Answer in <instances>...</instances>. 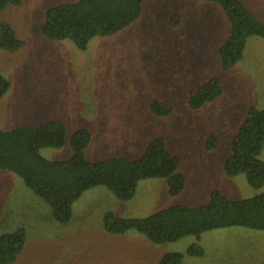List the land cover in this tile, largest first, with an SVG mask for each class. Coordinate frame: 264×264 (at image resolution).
Returning a JSON list of instances; mask_svg holds the SVG:
<instances>
[{
  "label": "rangeland",
  "instance_id": "374dc122",
  "mask_svg": "<svg viewBox=\"0 0 264 264\" xmlns=\"http://www.w3.org/2000/svg\"><path fill=\"white\" fill-rule=\"evenodd\" d=\"M78 1L22 0L0 14L25 43L16 52L0 51V74L11 84L0 99V129L61 122L67 131L64 146L40 150L50 161L71 159V138L82 129L91 135L85 149L91 162L138 160L163 137L181 160L186 187L170 196L165 180H143L128 202L97 187L74 203L71 220L60 225L21 178L0 171V237L21 228L26 233L14 264H158L169 253L182 254L183 264H264V231L231 227L199 239L153 244L136 231L112 235L103 227L107 212L146 218L173 206H207L214 192L233 201L263 192L244 175L227 176L224 167L249 110L264 109V39L249 37L243 59L224 71L218 52L229 37L230 22L219 4L197 0H144L138 20L114 35L93 38L85 50L70 40L46 39L48 10ZM240 1L264 23V0ZM214 78L222 95L191 109L189 94ZM154 101L174 112L153 115ZM211 137L218 139L213 151L206 148ZM194 244L204 249L203 257L187 255Z\"/></svg>",
  "mask_w": 264,
  "mask_h": 264
},
{
  "label": "trees",
  "instance_id": "16d2710c",
  "mask_svg": "<svg viewBox=\"0 0 264 264\" xmlns=\"http://www.w3.org/2000/svg\"><path fill=\"white\" fill-rule=\"evenodd\" d=\"M219 4L230 22V34L219 49L221 67L230 72L243 59L249 37L264 39V23L258 20L240 0H197ZM22 0H0V14L8 6H19ZM144 0H80L73 4L53 7L46 14L42 33L51 41L70 40L85 50L95 37L114 35L138 20ZM25 43L14 28L0 20V51L16 52ZM10 82L0 74V99L10 89ZM219 79H211L199 90L189 94V106L199 110L222 95ZM150 111L157 117H168L174 107L154 101ZM67 131L58 121L38 127H23L13 131L0 129V171L21 178L24 185L43 200L52 211L53 220L67 224L72 207L91 189L105 187L118 200L128 202L136 195L138 184L147 179H163L170 196L181 194L186 177L179 172L181 160L172 154L163 137L156 138L138 160L112 158L91 162L85 157L91 135L88 130L77 131L71 138L72 157L67 161H50L40 150L61 148ZM218 147V139L211 137L207 150ZM264 109L251 108L245 122L231 144V155L225 162L229 177L244 175L254 189L264 187ZM104 230L112 235H124L133 230L153 244H166L206 232L242 227L264 231V190L261 194L241 201L230 200L221 192L212 194L207 206L189 208L173 206L146 218H119L113 212L103 217ZM26 243L24 229L0 237V264H14L21 257ZM190 257H203L204 249L191 245ZM184 256L169 253L158 264H183Z\"/></svg>",
  "mask_w": 264,
  "mask_h": 264
}]
</instances>
